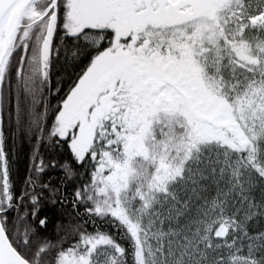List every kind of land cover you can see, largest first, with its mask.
Here are the masks:
<instances>
[{
    "label": "rangeland",
    "instance_id": "rangeland-1",
    "mask_svg": "<svg viewBox=\"0 0 264 264\" xmlns=\"http://www.w3.org/2000/svg\"><path fill=\"white\" fill-rule=\"evenodd\" d=\"M64 3L66 14L61 25L66 30L107 28L113 37L110 48L94 59L70 94V105L65 103L58 113L59 133L71 121L82 123L91 114L102 95L94 86L102 90L103 79L114 81L121 55L125 58V51L146 36L148 28L161 24L152 29L150 37L160 38L182 58L168 73L145 70V81H158L169 105L163 110L151 104L148 112L130 125L134 138L131 150L124 146L121 155L108 157V166L122 169V181L104 204L113 208L136 237L138 259L142 264L264 262V232L258 236L245 232L247 221L264 216L259 199L264 186L234 158L235 149L226 133L251 143L264 164V31L260 33L264 7L257 15L263 18L255 26L249 22L264 0ZM34 6L24 14L23 23L42 15ZM190 13L195 17L190 19ZM248 31L251 42L239 60L243 79L229 81L228 71L234 70L233 42ZM25 36L20 30L12 51L22 47ZM7 62L5 59L1 64L0 58V76ZM136 87L133 91H138ZM89 131L87 128L84 139ZM73 152L78 160L84 158L79 146ZM179 155L184 161L173 164ZM227 229L234 235L232 241L227 239ZM115 248L107 239H96L79 254L62 258L60 264H120Z\"/></svg>",
    "mask_w": 264,
    "mask_h": 264
},
{
    "label": "trees",
    "instance_id": "trees-1",
    "mask_svg": "<svg viewBox=\"0 0 264 264\" xmlns=\"http://www.w3.org/2000/svg\"><path fill=\"white\" fill-rule=\"evenodd\" d=\"M50 3L38 0L33 4L42 15L23 23L21 30L26 36L22 47L12 51L0 76L1 142L9 179L6 196L0 159L1 222L13 247L30 264H60L62 258L79 254L88 242L100 238L116 247L120 264H142L136 237L115 216L113 208L104 204L105 199L110 200L112 189L101 169L106 165V155L112 153L101 148L100 153L96 151L79 162L56 130L58 113L69 92L94 59L110 47L112 36L100 49L68 37L61 25L64 9L60 5L52 55L43 65L41 49L53 13ZM263 7L264 3L255 16ZM250 37L248 31L233 42L234 70L228 71L229 81L243 79L239 60L248 50ZM226 133L235 149L234 158L264 186V164L252 144L230 131ZM173 159L177 165L184 161L181 155ZM152 173L150 169V177ZM260 197L264 211V187ZM245 232L262 235L264 216L247 221ZM226 236L233 240L231 229Z\"/></svg>",
    "mask_w": 264,
    "mask_h": 264
},
{
    "label": "flooded vegetation",
    "instance_id": "flooded-vegetation-1",
    "mask_svg": "<svg viewBox=\"0 0 264 264\" xmlns=\"http://www.w3.org/2000/svg\"><path fill=\"white\" fill-rule=\"evenodd\" d=\"M49 1L52 6L53 0ZM64 2L65 0H61L59 3V6L62 5L64 9L63 22L66 14ZM193 17H195V14L190 13V19ZM159 27H161V24H157V27L152 29ZM62 28L65 30V34L71 38H80L85 41L88 37L94 36L95 38L90 42L95 44L96 40L97 45L99 41V48L107 45L109 38L113 37V32L107 28L73 27L72 30H66L63 25ZM152 29L148 28L146 36L138 38L130 47L131 50L125 51V58L124 53L121 55V63L125 66L123 67L121 64V67L115 72L113 82L108 83L107 79H103L102 90H100L99 86H94V88L98 87L96 90L98 92L101 91L102 95L99 102L90 110L91 114L84 119L85 121L82 123H73L71 121L67 129L59 133L61 140L67 144L73 154L74 148L76 146L80 147L84 158L81 161L78 160L79 162L85 160L89 155H95V152H99L101 148L112 153V155L113 153L121 155V150L124 146H128V150H131L129 146L133 145L134 138L131 136L132 130L130 125L135 123L136 120L141 119L148 112L147 110H149L148 108L151 104L154 108L163 110L169 105L170 101L165 90L158 88L161 87V84L158 81H145V70H150L151 68L168 73L171 68L179 66L178 64L182 58H179V55L171 47L164 45L160 38H151ZM99 35H101V40L97 38L100 37ZM182 80H184L183 76L181 77ZM78 82L69 92L62 107L65 103L67 106L70 105V99L69 101L67 100L72 91L78 86ZM164 84L168 85V83ZM134 86H137L136 89L138 91H133ZM141 100L143 102L139 105ZM87 128H90V131L88 138L84 139ZM85 143L87 146H85ZM105 158L106 165L102 166L101 171L106 172L105 181L108 183V186L114 192H117L116 187L122 181L120 178L122 169L119 167L112 169L108 166V155ZM116 161L118 160L116 159ZM118 163L121 162L119 161Z\"/></svg>",
    "mask_w": 264,
    "mask_h": 264
},
{
    "label": "water",
    "instance_id": "water-1",
    "mask_svg": "<svg viewBox=\"0 0 264 264\" xmlns=\"http://www.w3.org/2000/svg\"><path fill=\"white\" fill-rule=\"evenodd\" d=\"M37 0H0V25L9 13L10 19L4 37V47L1 54V64L9 58L18 39L25 19L24 14L31 9ZM61 0H53V13L49 18L45 38L42 44V63L49 60L52 55L53 41L59 21V3ZM24 17V18H23ZM1 66V65H0ZM6 66V65H5ZM1 68V67H0ZM2 76V75H1ZM163 97V96H162ZM1 222L0 212V264H30L12 246Z\"/></svg>",
    "mask_w": 264,
    "mask_h": 264
},
{
    "label": "bare ground",
    "instance_id": "bare-ground-1",
    "mask_svg": "<svg viewBox=\"0 0 264 264\" xmlns=\"http://www.w3.org/2000/svg\"><path fill=\"white\" fill-rule=\"evenodd\" d=\"M60 7H59V12H60ZM12 13V11H11ZM11 13H9L7 15V17L4 19L3 22H1V25H0V57H1V54H2V50H3V47H4V37L6 35V30H7V26H8V21L10 19V15ZM263 18V16H258V17H254V18H251L250 20V23L252 24V26H255L261 19ZM8 193V192H7ZM6 232V230H5ZM7 234V233H6ZM8 236V235H7ZM9 239V238H8ZM10 241V240H9ZM11 242V241H10ZM12 244V243H11ZM13 246V245H12Z\"/></svg>",
    "mask_w": 264,
    "mask_h": 264
}]
</instances>
